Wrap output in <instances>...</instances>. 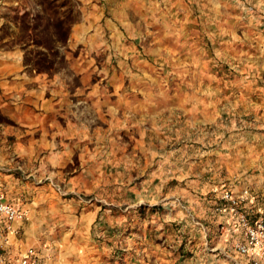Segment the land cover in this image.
Segmentation results:
<instances>
[{
  "label": "rangeland",
  "instance_id": "rangeland-1",
  "mask_svg": "<svg viewBox=\"0 0 264 264\" xmlns=\"http://www.w3.org/2000/svg\"><path fill=\"white\" fill-rule=\"evenodd\" d=\"M29 1L0 48L25 44L63 137L6 164L25 242L58 264H245L222 195L264 221V0Z\"/></svg>",
  "mask_w": 264,
  "mask_h": 264
},
{
  "label": "crops",
  "instance_id": "crops-1",
  "mask_svg": "<svg viewBox=\"0 0 264 264\" xmlns=\"http://www.w3.org/2000/svg\"><path fill=\"white\" fill-rule=\"evenodd\" d=\"M43 6V3L38 1L0 0V32L1 27L12 23L11 20L15 16L20 21L26 17L31 20V13L35 9L39 8L36 11L43 13L41 10ZM8 13L15 15H5ZM13 23L17 24V22ZM24 46L25 44H17L0 48V115L12 121L0 122V180L7 199L18 207L20 205L17 200L28 199V195L24 185H20L18 180L8 173L11 169L7 168L6 164L11 154L14 152L22 157L31 156L37 149L54 145L58 141L57 136L60 140L63 137L60 131L46 129L42 124L44 115L54 111L56 106L60 105V101H55L57 99L55 95L45 96L47 80L36 67L24 61L26 52ZM51 136L53 137L50 138ZM246 197L245 205H249L253 199H249V195ZM259 211L261 212L260 208ZM23 225V221L14 223L6 247L7 254L17 256L24 248L33 246L39 264H58L51 247L43 244L29 245L25 242L22 238Z\"/></svg>",
  "mask_w": 264,
  "mask_h": 264
},
{
  "label": "built area",
  "instance_id": "built-area-1",
  "mask_svg": "<svg viewBox=\"0 0 264 264\" xmlns=\"http://www.w3.org/2000/svg\"><path fill=\"white\" fill-rule=\"evenodd\" d=\"M222 198L228 202L229 211L236 217L239 225L238 228L227 227L231 234L240 233L239 239L233 243L234 250L245 257L247 264H264V221H250L245 213L238 210V199L229 193H224ZM26 218V212L7 199L0 180V264H39L33 246L24 248L17 256H10L6 252L14 223L25 221Z\"/></svg>",
  "mask_w": 264,
  "mask_h": 264
},
{
  "label": "trees",
  "instance_id": "trees-1",
  "mask_svg": "<svg viewBox=\"0 0 264 264\" xmlns=\"http://www.w3.org/2000/svg\"><path fill=\"white\" fill-rule=\"evenodd\" d=\"M36 69H37L38 71H40V69H41V68H39V67H36Z\"/></svg>",
  "mask_w": 264,
  "mask_h": 264
}]
</instances>
